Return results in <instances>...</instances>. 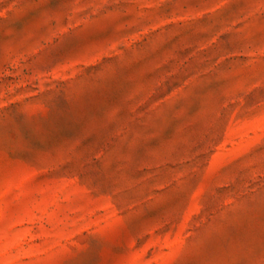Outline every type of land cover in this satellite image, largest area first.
<instances>
[{
	"label": "rangeland",
	"instance_id": "374dc122",
	"mask_svg": "<svg viewBox=\"0 0 264 264\" xmlns=\"http://www.w3.org/2000/svg\"><path fill=\"white\" fill-rule=\"evenodd\" d=\"M0 264H264V0H0Z\"/></svg>",
	"mask_w": 264,
	"mask_h": 264
}]
</instances>
